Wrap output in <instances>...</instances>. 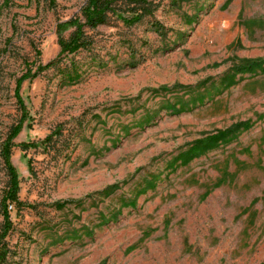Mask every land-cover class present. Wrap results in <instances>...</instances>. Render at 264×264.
Returning a JSON list of instances; mask_svg holds the SVG:
<instances>
[{
  "label": "rangeland",
  "instance_id": "rangeland-1",
  "mask_svg": "<svg viewBox=\"0 0 264 264\" xmlns=\"http://www.w3.org/2000/svg\"><path fill=\"white\" fill-rule=\"evenodd\" d=\"M87 1L0 0V233L17 80L56 62L20 89L0 264H264V0H154L58 57Z\"/></svg>",
  "mask_w": 264,
  "mask_h": 264
},
{
  "label": "trees",
  "instance_id": "trees-1",
  "mask_svg": "<svg viewBox=\"0 0 264 264\" xmlns=\"http://www.w3.org/2000/svg\"><path fill=\"white\" fill-rule=\"evenodd\" d=\"M157 6L158 5L154 0H88L87 4L82 8L80 16L73 17L57 25L58 44L60 46L58 57L73 54L82 48H87L90 41L87 37L86 29H94L105 24L110 15H116L118 19L122 20L127 25H134L139 23L143 18L152 16L157 10ZM122 7L125 8V11L128 12L130 16L126 17L119 13V9ZM68 28H73L74 30L69 38H65L63 33ZM55 64L56 62L54 61L44 66L40 65L34 73L30 69L17 80L15 96L22 115L18 123L11 128L9 135L3 144L1 153L8 176V188L1 201L4 225L3 230L0 233V260L5 257L6 251L4 240L12 229V218L9 207L12 205L18 207L22 204L19 198V175L11 159L12 150L18 146L22 151L26 152L38 146L37 143L24 142L19 145H16L15 143V139L22 132L24 124L28 118L27 107L20 94V89L24 81L36 78L41 72L53 67ZM229 134L230 131L219 132L217 135L208 139V147H206L207 145H196L184 156L188 155L189 158L196 157L200 155V153L205 152L206 149L212 148L218 141L227 137Z\"/></svg>",
  "mask_w": 264,
  "mask_h": 264
}]
</instances>
